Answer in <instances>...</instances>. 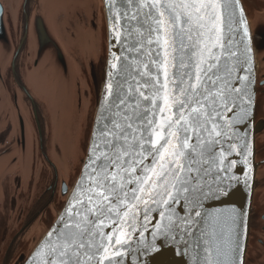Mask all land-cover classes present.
<instances>
[{
  "label": "snow or ice",
  "instance_id": "obj_1",
  "mask_svg": "<svg viewBox=\"0 0 264 264\" xmlns=\"http://www.w3.org/2000/svg\"><path fill=\"white\" fill-rule=\"evenodd\" d=\"M105 8L109 46L119 51L83 171L29 264H123L150 213L160 217L154 240L181 247L185 264H243L241 214L221 225L223 214L204 211L239 183L234 156L250 167L254 154L244 130L257 80L241 0H105Z\"/></svg>",
  "mask_w": 264,
  "mask_h": 264
},
{
  "label": "flooded vegetation",
  "instance_id": "obj_2",
  "mask_svg": "<svg viewBox=\"0 0 264 264\" xmlns=\"http://www.w3.org/2000/svg\"><path fill=\"white\" fill-rule=\"evenodd\" d=\"M253 22L264 27V0H242ZM41 0H0L5 37L0 39V264H22L21 256L65 207L84 162L106 71V26L102 53L79 54L88 30L83 9L60 12L58 38L81 72L88 92L80 104L60 112L32 73L33 27ZM261 35L253 39L257 47ZM257 173L250 214L246 264H264V65L256 73ZM38 83V85H37ZM66 193V194H65Z\"/></svg>",
  "mask_w": 264,
  "mask_h": 264
},
{
  "label": "water",
  "instance_id": "obj_3",
  "mask_svg": "<svg viewBox=\"0 0 264 264\" xmlns=\"http://www.w3.org/2000/svg\"><path fill=\"white\" fill-rule=\"evenodd\" d=\"M41 2L42 11L39 15L40 18L36 20V24L32 30L33 42L36 50L35 64L32 68V73L35 75V78L38 79L41 91L47 95L48 98H50L51 104H53L60 112L67 111V105L80 104L82 96L85 95L84 91L88 92V89L84 80L81 78L79 67L76 65L74 60L68 56L60 43L58 31L61 27L60 25L63 24L58 23V15L60 12L67 13L72 7H75L76 9H83L85 11V16L88 22V30L83 35L79 44L80 56L88 53H102L103 42L101 37V17L104 16L106 26V71L104 84L102 86L98 104L94 113L92 130L88 143L89 148L95 121L98 113L100 112L101 102L105 95V88L108 82L109 62L112 60V52L119 51L118 48H110L109 46L110 33L105 0H41ZM241 7L243 8L248 25L249 40L257 73L259 67L264 65V27H261L259 24L253 22L246 12V8L242 0ZM236 19H239L238 10L236 11ZM256 35H261L262 37V40L257 47L253 42ZM4 37L5 35L0 15V39H3ZM112 43L115 44V41H112ZM256 97L257 86L250 123L244 130L247 134L248 140L252 142L254 149V154L249 157L251 166L249 167L243 164V157L234 156L237 160L235 173L239 179V183H233L232 188L229 189L231 193L230 195L206 201L207 207L204 209L205 212L210 214H223L220 216L218 221L221 225H224L227 222V213L235 210L237 213L241 214L242 224L240 225V244L244 249L241 257L243 264H246L248 250L250 248V214L253 204L254 181L257 173L256 148L261 134V126L256 122L255 117ZM87 152L77 180L80 177V173L83 171ZM246 175L250 177L247 184H245ZM73 190L74 187L69 193L65 207L73 194ZM65 207L61 212L56 214L52 226L44 234L38 236L28 247L26 252L21 256L19 261L20 263L29 264L37 245L42 242L50 229L58 226L59 218L62 214H64ZM149 220L153 223L149 224L147 221L140 220L137 225V231L131 233L130 244L126 249H124L125 256L122 258L123 264H185L188 257L183 255L184 250L181 247L173 244L170 240H166L163 236H156L154 240L153 235L151 234L155 232L153 224L158 223L160 221V217L150 213ZM140 225H147V230L140 227ZM153 243L155 244V249L149 248V245H152Z\"/></svg>",
  "mask_w": 264,
  "mask_h": 264
}]
</instances>
